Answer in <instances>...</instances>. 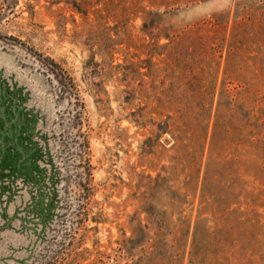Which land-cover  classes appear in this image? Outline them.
<instances>
[{
  "label": "rangeland",
  "instance_id": "obj_1",
  "mask_svg": "<svg viewBox=\"0 0 264 264\" xmlns=\"http://www.w3.org/2000/svg\"><path fill=\"white\" fill-rule=\"evenodd\" d=\"M0 264H264V0H0Z\"/></svg>",
  "mask_w": 264,
  "mask_h": 264
},
{
  "label": "trees",
  "instance_id": "obj_2",
  "mask_svg": "<svg viewBox=\"0 0 264 264\" xmlns=\"http://www.w3.org/2000/svg\"><path fill=\"white\" fill-rule=\"evenodd\" d=\"M54 62V61H53ZM77 117L81 118V113L78 112ZM78 118L73 121L71 128L74 131L71 137H68L70 141L67 143L66 152V165L67 161L72 160V170L74 171L73 177L75 178V185L78 187L77 191L80 197L85 195L91 196L93 193V187L91 186L94 179L92 172L90 154V142L88 140V135L83 132V121ZM62 176V178H61ZM65 178V173L63 174L61 168H59L58 180Z\"/></svg>",
  "mask_w": 264,
  "mask_h": 264
}]
</instances>
